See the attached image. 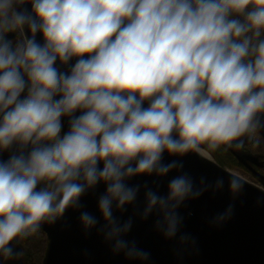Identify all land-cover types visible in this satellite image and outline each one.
<instances>
[{
  "label": "clouds",
  "instance_id": "9594fccd",
  "mask_svg": "<svg viewBox=\"0 0 264 264\" xmlns=\"http://www.w3.org/2000/svg\"><path fill=\"white\" fill-rule=\"evenodd\" d=\"M67 126V130H65ZM264 0H0V256L55 224L98 186L99 216L82 210L115 255L148 261L127 239L136 217L179 243L178 209L225 181L188 173L160 194L137 177L183 169L165 152L212 160L264 136ZM234 196L246 180L230 173ZM143 190L144 205L136 207ZM132 206L133 214L122 219ZM234 203L211 219L231 218ZM117 211L120 215H117ZM87 254V253H86Z\"/></svg>",
  "mask_w": 264,
  "mask_h": 264
},
{
  "label": "water",
  "instance_id": "95a60500",
  "mask_svg": "<svg viewBox=\"0 0 264 264\" xmlns=\"http://www.w3.org/2000/svg\"><path fill=\"white\" fill-rule=\"evenodd\" d=\"M261 135L264 136V133ZM211 155L213 159L210 161L194 152L183 156H172L165 152L163 163L176 159L183 164V169H174L166 177L153 174L134 178L130 182L133 185L147 184L152 188L158 184L159 192L163 195L167 191L168 180L182 172L192 176L197 186L201 177L210 184L223 178L225 184L222 190L209 189L198 199L186 200L178 209L185 217L181 232L194 237L195 244H181L178 239L165 238L153 227L157 218L154 213L146 220L137 216L132 232L126 237L150 252V260L141 261L129 259L122 253L113 254L111 243L106 242L95 229L86 235L78 219L82 210L99 216L96 201L104 191L103 185H100L95 194L89 191L81 198L84 209L69 208L55 224L42 225L41 231L48 238L42 264H264V190L245 179L244 191L234 196L227 184L229 174L233 172L218 163L213 153ZM230 203H234L231 218L219 224L212 223L211 219L224 212ZM143 205L141 190L136 207L142 209ZM128 207L122 219L133 214L132 206ZM117 215H120L118 211ZM13 244L16 251L24 253L20 242L13 241ZM24 259V254L13 259L0 256V264H24Z\"/></svg>",
  "mask_w": 264,
  "mask_h": 264
},
{
  "label": "flooded vegetation",
  "instance_id": "af4514ba",
  "mask_svg": "<svg viewBox=\"0 0 264 264\" xmlns=\"http://www.w3.org/2000/svg\"><path fill=\"white\" fill-rule=\"evenodd\" d=\"M225 147L221 146L220 149L214 151L218 161L226 162L228 168L247 176L254 181L255 185L264 190V139L257 148H253L247 142L243 150L228 149L225 151Z\"/></svg>",
  "mask_w": 264,
  "mask_h": 264
},
{
  "label": "trees",
  "instance_id": "16d2710c",
  "mask_svg": "<svg viewBox=\"0 0 264 264\" xmlns=\"http://www.w3.org/2000/svg\"><path fill=\"white\" fill-rule=\"evenodd\" d=\"M214 157L216 158L215 152ZM217 162L220 163L224 167H229L226 162H220L218 161V158H216ZM46 237V234L40 231L39 233L28 237L27 239H24L20 241L22 248L24 250V264H42V260L45 256L48 239H44Z\"/></svg>",
  "mask_w": 264,
  "mask_h": 264
},
{
  "label": "rangeland",
  "instance_id": "374dc122",
  "mask_svg": "<svg viewBox=\"0 0 264 264\" xmlns=\"http://www.w3.org/2000/svg\"><path fill=\"white\" fill-rule=\"evenodd\" d=\"M226 169H229L231 172H235V173H239V172H237L236 170H234V169H230V168H228V167H225ZM240 174V173H239ZM240 175H242V174H240ZM243 176V175H242ZM246 180H248V181H250L251 183H253V184H255L254 183V181H252V180H250L247 176H243ZM44 239H46V241H47V239L48 238H44ZM45 248H46V246H44Z\"/></svg>",
  "mask_w": 264,
  "mask_h": 264
}]
</instances>
